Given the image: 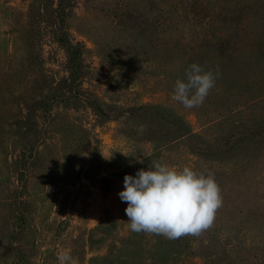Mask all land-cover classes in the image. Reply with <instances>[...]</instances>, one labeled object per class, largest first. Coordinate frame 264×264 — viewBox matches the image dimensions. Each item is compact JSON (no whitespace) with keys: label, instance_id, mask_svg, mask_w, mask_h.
<instances>
[{"label":"rangeland","instance_id":"374dc122","mask_svg":"<svg viewBox=\"0 0 264 264\" xmlns=\"http://www.w3.org/2000/svg\"><path fill=\"white\" fill-rule=\"evenodd\" d=\"M238 1L76 0L96 115L53 88L65 50L37 48L14 18L21 0H0V264H58L62 251L73 264H264V47L237 56ZM192 63L218 76L186 109L171 97ZM151 162L214 173L212 227L174 240L130 230L119 192Z\"/></svg>","mask_w":264,"mask_h":264},{"label":"clouds","instance_id":"9594fccd","mask_svg":"<svg viewBox=\"0 0 264 264\" xmlns=\"http://www.w3.org/2000/svg\"><path fill=\"white\" fill-rule=\"evenodd\" d=\"M218 73L192 63L185 70L186 79L175 81L171 99L186 109L203 104L215 86ZM119 192L127 203L125 213L130 230L157 234L174 240L186 235L198 236L214 224L223 199L214 173L197 172L189 166L171 167L151 162L148 170L135 176L125 175ZM58 264H73L68 251L57 256Z\"/></svg>","mask_w":264,"mask_h":264},{"label":"trees","instance_id":"16d2710c","mask_svg":"<svg viewBox=\"0 0 264 264\" xmlns=\"http://www.w3.org/2000/svg\"><path fill=\"white\" fill-rule=\"evenodd\" d=\"M237 4L230 26L231 31L236 32V54L242 58L264 47V1L239 0ZM75 6L76 0H21L20 5L12 8L17 24L37 48L44 51L45 44H56L65 50L68 76L55 83L54 90H58L61 83L65 86L57 96L73 107L88 106L96 115H101L104 109L99 96L82 86L84 46L81 42H74L71 35L70 19ZM204 23L209 25V20ZM220 33L228 34L223 29ZM47 97L43 95L42 100Z\"/></svg>","mask_w":264,"mask_h":264}]
</instances>
